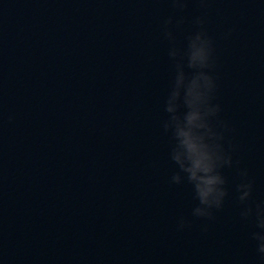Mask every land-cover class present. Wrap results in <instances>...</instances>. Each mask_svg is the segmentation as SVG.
<instances>
[{
	"label": "water",
	"instance_id": "obj_1",
	"mask_svg": "<svg viewBox=\"0 0 264 264\" xmlns=\"http://www.w3.org/2000/svg\"><path fill=\"white\" fill-rule=\"evenodd\" d=\"M201 27L214 42V123L228 125L233 156L211 218L192 215L187 179L172 182L163 126L169 53ZM245 168L254 208L264 0H0V264H264L254 218L240 214Z\"/></svg>",
	"mask_w": 264,
	"mask_h": 264
},
{
	"label": "clouds",
	"instance_id": "obj_2",
	"mask_svg": "<svg viewBox=\"0 0 264 264\" xmlns=\"http://www.w3.org/2000/svg\"><path fill=\"white\" fill-rule=\"evenodd\" d=\"M166 23L171 24V18ZM196 23L203 25L205 21L197 18ZM165 34L175 40L171 31ZM169 55L175 60L176 70L166 102L171 117L163 126L172 134L171 159L180 169L171 179L175 184L187 179L193 186L194 199L199 201L192 215L211 218L212 210L221 209L229 196L223 169L233 167V156L224 144V130L228 125L214 123L222 110L219 103L213 102L217 88L211 74L214 42L201 27L188 35L186 48L173 47ZM185 67L191 71H186ZM239 175L242 181L236 186L238 200L246 205L240 214L244 219L254 218L258 230L252 233V239L257 243L259 254L264 256V202H257L254 208L248 203L253 183L248 179L246 168L240 169ZM186 223L181 219L179 226L183 228Z\"/></svg>",
	"mask_w": 264,
	"mask_h": 264
}]
</instances>
